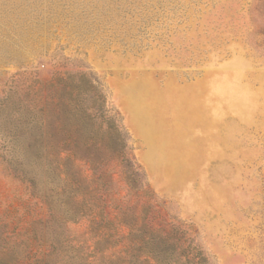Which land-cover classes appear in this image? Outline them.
Returning <instances> with one entry per match:
<instances>
[{"label":"rangeland","instance_id":"rangeland-1","mask_svg":"<svg viewBox=\"0 0 264 264\" xmlns=\"http://www.w3.org/2000/svg\"><path fill=\"white\" fill-rule=\"evenodd\" d=\"M67 71L93 73L119 113L156 227L208 264H264V0H0V264L92 260L85 224L46 259V206L18 178L38 166L18 128Z\"/></svg>","mask_w":264,"mask_h":264},{"label":"trees","instance_id":"trees-1","mask_svg":"<svg viewBox=\"0 0 264 264\" xmlns=\"http://www.w3.org/2000/svg\"><path fill=\"white\" fill-rule=\"evenodd\" d=\"M40 94L36 116L18 128L38 166L23 168L18 178L46 206L43 226L53 233L43 240L46 259L58 252L70 225L85 224L100 232L85 264H208L186 231L155 226L154 193L98 78L84 71L55 74L41 83Z\"/></svg>","mask_w":264,"mask_h":264},{"label":"crops","instance_id":"crops-1","mask_svg":"<svg viewBox=\"0 0 264 264\" xmlns=\"http://www.w3.org/2000/svg\"><path fill=\"white\" fill-rule=\"evenodd\" d=\"M146 136H148V134H147ZM154 142L156 143L155 145H153ZM150 144H151V146H152V148H151V153H150V154H155V155H156L157 152H155L154 149H167V148L170 147V146H164V145L161 144L159 141H156V140H154V139H151V140H150Z\"/></svg>","mask_w":264,"mask_h":264}]
</instances>
